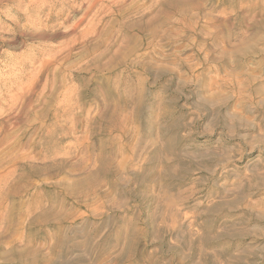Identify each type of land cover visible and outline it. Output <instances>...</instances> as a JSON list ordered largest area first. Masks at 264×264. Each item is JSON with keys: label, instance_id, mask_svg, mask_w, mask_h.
Instances as JSON below:
<instances>
[{"label": "rangeland", "instance_id": "rangeland-1", "mask_svg": "<svg viewBox=\"0 0 264 264\" xmlns=\"http://www.w3.org/2000/svg\"><path fill=\"white\" fill-rule=\"evenodd\" d=\"M0 264H264V0H0Z\"/></svg>", "mask_w": 264, "mask_h": 264}, {"label": "bare ground", "instance_id": "bare-ground-1", "mask_svg": "<svg viewBox=\"0 0 264 264\" xmlns=\"http://www.w3.org/2000/svg\"><path fill=\"white\" fill-rule=\"evenodd\" d=\"M94 2V1H93ZM97 2V1H96ZM95 4V3H94ZM100 7V6H99ZM92 9V8H91ZM85 11V10H84ZM87 12V11H86ZM88 13V12H87ZM83 21V20H82ZM89 23V22H88ZM95 23V22H94ZM89 27V26H88ZM90 29V28H89ZM88 30V29H87ZM90 31V30H89ZM91 32V31H90Z\"/></svg>", "mask_w": 264, "mask_h": 264}]
</instances>
